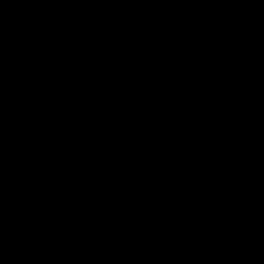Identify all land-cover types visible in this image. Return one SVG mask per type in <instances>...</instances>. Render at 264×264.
Returning <instances> with one entry per match:
<instances>
[{
  "label": "water",
  "instance_id": "obj_1",
  "mask_svg": "<svg viewBox=\"0 0 264 264\" xmlns=\"http://www.w3.org/2000/svg\"><path fill=\"white\" fill-rule=\"evenodd\" d=\"M0 264H264V0H0Z\"/></svg>",
  "mask_w": 264,
  "mask_h": 264
}]
</instances>
